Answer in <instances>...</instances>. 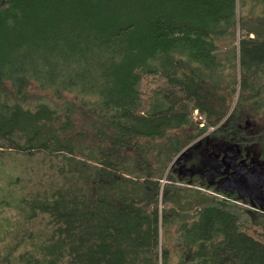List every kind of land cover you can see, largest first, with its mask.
Returning <instances> with one entry per match:
<instances>
[{"label": "trees", "instance_id": "obj_1", "mask_svg": "<svg viewBox=\"0 0 264 264\" xmlns=\"http://www.w3.org/2000/svg\"><path fill=\"white\" fill-rule=\"evenodd\" d=\"M201 136L264 161V0H0V150L48 158L0 262L264 264V213L186 167Z\"/></svg>", "mask_w": 264, "mask_h": 264}, {"label": "flooded vegetation", "instance_id": "obj_2", "mask_svg": "<svg viewBox=\"0 0 264 264\" xmlns=\"http://www.w3.org/2000/svg\"><path fill=\"white\" fill-rule=\"evenodd\" d=\"M201 138L190 143L197 157L192 160L194 154L190 151V162L186 163L193 179L238 196L252 209L264 213V161L252 156L257 144H227Z\"/></svg>", "mask_w": 264, "mask_h": 264}, {"label": "rangeland", "instance_id": "obj_3", "mask_svg": "<svg viewBox=\"0 0 264 264\" xmlns=\"http://www.w3.org/2000/svg\"><path fill=\"white\" fill-rule=\"evenodd\" d=\"M27 95L28 98L33 101L39 95L49 99L51 104L59 106L62 103L61 100L54 98L50 92L39 91L34 85H31L28 88ZM64 99L69 100L70 98L69 96H66ZM25 106H28V104L25 103ZM57 113L59 115L62 114L59 107L57 108ZM193 116L197 119L195 112H193ZM70 118L73 121L71 129L65 132L58 131L57 134L63 139L69 137L76 141L79 140V137L82 136L83 132H87L88 120L80 113V110H76L72 113ZM59 122L60 120H58L56 124L58 125ZM88 140L89 136H85L81 139V142L86 144L88 143ZM252 156L254 158L257 157V152L254 149L252 151ZM47 161L48 158L42 154L40 155L39 152H35L32 155H26L14 149L0 150V260L6 251L5 247H7L8 243L13 242L16 239L15 237L24 230L22 228L26 225L21 222L22 219L19 218L17 210L14 207L15 197L18 195L19 187L14 183L11 184L9 181L16 179L17 176L24 180V176L30 168L33 169L31 171V177L33 178L36 173L34 167L40 163H47ZM5 200L11 201L10 205L7 206L4 204ZM19 252H21V249L17 248L13 254L16 256ZM0 264L4 263L0 262Z\"/></svg>", "mask_w": 264, "mask_h": 264}]
</instances>
